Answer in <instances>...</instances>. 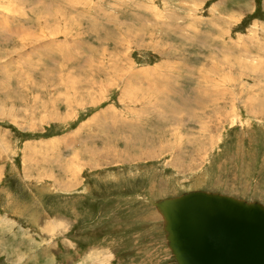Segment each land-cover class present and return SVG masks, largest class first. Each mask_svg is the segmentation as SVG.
<instances>
[{
  "label": "rangeland",
  "instance_id": "1",
  "mask_svg": "<svg viewBox=\"0 0 264 264\" xmlns=\"http://www.w3.org/2000/svg\"><path fill=\"white\" fill-rule=\"evenodd\" d=\"M192 191L264 206V0H0V264H177Z\"/></svg>",
  "mask_w": 264,
  "mask_h": 264
},
{
  "label": "water",
  "instance_id": "2",
  "mask_svg": "<svg viewBox=\"0 0 264 264\" xmlns=\"http://www.w3.org/2000/svg\"><path fill=\"white\" fill-rule=\"evenodd\" d=\"M177 264H264V206L192 191L158 204Z\"/></svg>",
  "mask_w": 264,
  "mask_h": 264
},
{
  "label": "bare ground",
  "instance_id": "3",
  "mask_svg": "<svg viewBox=\"0 0 264 264\" xmlns=\"http://www.w3.org/2000/svg\"><path fill=\"white\" fill-rule=\"evenodd\" d=\"M143 138V137H142Z\"/></svg>",
  "mask_w": 264,
  "mask_h": 264
}]
</instances>
